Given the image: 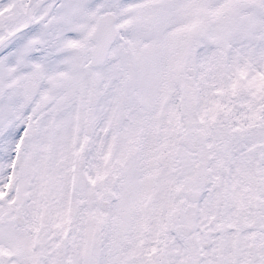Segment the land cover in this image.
<instances>
[{
    "label": "snow or ice",
    "instance_id": "6c2138e0",
    "mask_svg": "<svg viewBox=\"0 0 264 264\" xmlns=\"http://www.w3.org/2000/svg\"><path fill=\"white\" fill-rule=\"evenodd\" d=\"M0 264H264V0H0Z\"/></svg>",
    "mask_w": 264,
    "mask_h": 264
}]
</instances>
